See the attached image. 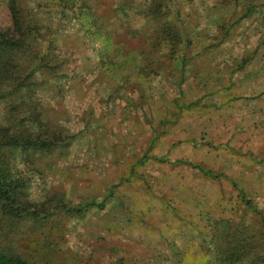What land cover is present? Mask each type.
I'll list each match as a JSON object with an SVG mask.
<instances>
[{
  "label": "rangeland",
  "instance_id": "rangeland-1",
  "mask_svg": "<svg viewBox=\"0 0 264 264\" xmlns=\"http://www.w3.org/2000/svg\"><path fill=\"white\" fill-rule=\"evenodd\" d=\"M40 1L64 75L45 72L37 95L66 143L32 165L5 150L33 214L3 244L40 264H218L232 236L260 238L244 199L264 213V5L180 1L190 43L170 59L150 48L139 0H91L108 38Z\"/></svg>",
  "mask_w": 264,
  "mask_h": 264
},
{
  "label": "trees",
  "instance_id": "trees-1",
  "mask_svg": "<svg viewBox=\"0 0 264 264\" xmlns=\"http://www.w3.org/2000/svg\"><path fill=\"white\" fill-rule=\"evenodd\" d=\"M139 1L142 4L133 7L141 11L151 29L150 48L170 59L180 51L183 53L185 49L181 45L190 43L186 22L180 15L183 7L179 2L184 0ZM247 1V8L264 5V0L258 4L253 0ZM6 4L12 27L11 30L0 27V103H4L6 108V123H0V264H40L30 263L12 252L9 244H3V240L10 239V226L33 214L25 199L23 181L13 178L7 168L5 150H18L24 163L32 165L35 154L52 152L66 143L63 132L52 128L45 120L37 95L47 83V79L42 77L45 72L52 77L64 75V61L58 51L59 32L41 16L44 9L40 0H6ZM49 10V14H55L59 21L82 24L86 30L95 28L93 34L108 38L109 30L94 12L91 0H57L56 8ZM120 12L125 13L124 10ZM199 171L217 177L209 170L199 168ZM244 202L259 216L260 238L242 237L238 241L236 235L232 236L224 247L214 249L218 264H264V213L257 210L251 200L244 199ZM104 205L105 200L86 202V207L103 208ZM74 211L79 213L82 207Z\"/></svg>",
  "mask_w": 264,
  "mask_h": 264
}]
</instances>
